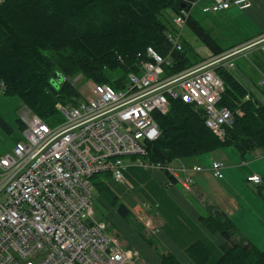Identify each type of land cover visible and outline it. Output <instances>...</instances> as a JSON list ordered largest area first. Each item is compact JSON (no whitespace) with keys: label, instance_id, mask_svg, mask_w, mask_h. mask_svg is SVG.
<instances>
[{"label":"built area","instance_id":"built-area-1","mask_svg":"<svg viewBox=\"0 0 264 264\" xmlns=\"http://www.w3.org/2000/svg\"><path fill=\"white\" fill-rule=\"evenodd\" d=\"M232 7L248 10L252 1L213 0L203 12L217 14ZM188 15L182 11L174 17L169 55L148 47L146 58L137 62V71L128 74L123 88L90 83L77 105H58L66 119L54 126L38 115L24 119L25 139L0 155V264H144L137 249L125 247L107 223L96 218L93 177L108 174L125 186L132 159L145 169L167 172V186L180 180L190 190V172L203 170L202 165L191 167L179 159L155 162L148 155V145L161 135L154 114L167 113L171 100L181 99L202 110L206 125L225 140L234 116L219 105L225 83L217 70H236V56L256 46L264 49L263 35L168 74L165 66L172 53L182 50ZM211 168L215 177L223 178L222 162L214 161ZM248 181L258 185L263 179L253 174ZM139 219L148 235L160 231L150 207Z\"/></svg>","mask_w":264,"mask_h":264},{"label":"trees","instance_id":"trees-1","mask_svg":"<svg viewBox=\"0 0 264 264\" xmlns=\"http://www.w3.org/2000/svg\"><path fill=\"white\" fill-rule=\"evenodd\" d=\"M199 1L4 0L0 4V84L4 85L3 92L6 96L20 98L45 123L54 126L57 124L55 117L62 114L58 105L75 106L82 97L73 83L74 78L82 75L94 83H107L121 89L128 74L137 71V62L146 58L148 47L168 56L171 52L168 32L176 29L172 18L182 11L189 13L185 25L211 50V55L199 57L182 35V50L174 51L170 64L165 66L168 74L178 73L263 35L260 33L243 42L222 46L193 15L194 5ZM168 12L173 17L167 16ZM254 64L264 79V62L254 61ZM117 72L124 74V78L111 76ZM56 73L64 78L58 87L54 80ZM217 73L225 83L219 105L227 107L234 116L225 140L206 125L202 110L181 99H172L167 113L154 114L161 135L148 145V155L153 161H187L227 147H233L243 159L255 151L264 152V84L252 78L249 83L250 80L240 78L236 70L224 67L218 68ZM19 121L26 129L25 123ZM0 125L13 133L1 115ZM97 175L110 178L108 174ZM97 175L93 177L95 188L117 206L119 200L114 189L103 178L96 181ZM262 179L257 186L264 200ZM201 221L211 233L225 239L224 255L218 264H264V248L248 240L232 217L218 211L203 216ZM188 255L195 264H207L211 251L203 242H197L189 248ZM160 264L184 263L167 252L161 254Z\"/></svg>","mask_w":264,"mask_h":264},{"label":"crops","instance_id":"crops-1","mask_svg":"<svg viewBox=\"0 0 264 264\" xmlns=\"http://www.w3.org/2000/svg\"><path fill=\"white\" fill-rule=\"evenodd\" d=\"M212 1L202 0L204 5L210 4ZM251 1L252 7L248 10L236 8L239 12H246L245 27H247L248 37L260 33L264 35V0ZM248 80L252 83L251 78L245 79V81ZM217 155L215 152L210 161L207 157L182 160L191 167L203 166L201 171L192 170L190 172L192 179L190 190L185 189L180 180L176 181L172 187L167 186L170 177L165 171L145 169L134 161H128L126 184L131 192L136 190L138 195H136L135 200L127 201V205L140 230L126 226L123 228L124 231L115 234L125 247L134 248L140 252L144 264H160L161 254L167 252L177 256L184 264H195L189 257L188 250L197 242H203L211 251L207 264H218L224 255L223 244L225 239L220 234L211 233L201 221L203 216L218 211L232 217L241 233L257 246L260 239H264L262 230L247 231L241 221L237 220L241 218L246 223L251 220V215L246 213L247 209L240 198L233 193L232 187L228 185L230 181L226 176L227 174L229 178L235 176L229 172L233 171L230 167L236 164L227 163L224 153L223 159ZM212 161H220L224 164L226 171L223 172V178H217L213 174ZM253 174L257 173L251 172L248 177ZM180 175L183 176V174ZM231 181H233L232 178ZM261 199L263 198L261 197ZM149 207L152 216L161 225L160 231L155 236L146 233L144 224L139 219L140 212ZM258 211L260 212L259 220L264 221V204H259ZM121 218L123 217L121 216ZM154 237L158 240L153 241L152 238Z\"/></svg>","mask_w":264,"mask_h":264},{"label":"rangeland","instance_id":"rangeland-1","mask_svg":"<svg viewBox=\"0 0 264 264\" xmlns=\"http://www.w3.org/2000/svg\"><path fill=\"white\" fill-rule=\"evenodd\" d=\"M203 6L204 2H202V0L197 2L193 8V15L204 23L205 27L209 29L212 36L219 40L222 46L227 47L245 41V37H248L249 35L247 33V27H245L246 12H239L236 7H232V9L227 12L222 11L217 14L205 13L203 12ZM167 16L173 17V14L168 12ZM173 19L174 17L172 18V23ZM182 35L183 40H188L189 44L195 49L196 52H198L199 57L207 58L211 55V50L203 44L201 39L196 36L188 26L184 25L182 28ZM261 50V46H256L235 57V62L237 65L236 71L238 72L237 75H239L240 78H253L254 81L261 84V80L263 78L262 74L254 64V61L264 62L263 56L261 55ZM111 76L116 78H124L125 75L117 72L116 74H111ZM59 77V73L55 74L54 80H56V87H58L61 83V81H58ZM77 78L79 79V82L76 84V86L82 94L88 91L90 83H94L91 81V79H87L82 75L74 78L73 81ZM63 80L64 78L62 81ZM0 115L8 122L13 130V133L10 134L0 125V155H5L9 152H12L17 140L25 139V129L19 120H22L24 123V119L26 117L36 114L33 113L21 101L20 98L6 96L3 90H0ZM65 119L66 117L64 114L60 113L55 117V122L58 124L63 122ZM215 152H217V156L221 157V159H223L222 156L224 153L226 155L225 160H227V163H230V165L236 164L235 166L230 167V169L233 171L229 172V174H234L235 176H230V178L228 174L226 176L230 181H228V185L232 187V189H230L233 190V193L240 198L241 202L247 209L246 213L251 215V220L246 222L248 223L246 224L241 220V218L237 219V217L241 216H237L236 219L241 221L244 229L247 231H258L260 229L264 232V221H260L258 218L260 217L258 216L260 214L258 211L259 204L263 205L264 202L263 199H261V195L258 193V186L254 183H249L247 180L248 174L251 172L257 173L264 178V156H258V154H264V152L255 151L248 154L245 159H243L233 147H227ZM215 152L209 153L202 157H207V159L210 161L212 158L211 156H213ZM129 160L133 161L132 159ZM213 162L214 161H212L211 164H213ZM224 170L226 171L225 168L223 169V172H225ZM126 173L127 172H125V174ZM99 178L105 179V176L102 175ZM231 178L233 181H231ZM100 179L96 181H99ZM104 181L114 189L119 198V203L117 206L112 205L110 202L112 201L111 198L105 196L96 188L94 192L96 218L106 222L109 226V231L112 233L122 232L124 231L123 228L126 226L140 230L138 224L134 222L132 212H130L129 216L125 219L121 218L118 213V207L120 204L125 203L127 205V201L132 199L135 200V197H137L136 195H138L136 190L131 192L127 184L124 186L122 184L115 183L111 178L105 179ZM262 191L264 193V185L262 187ZM262 237L264 238V233L262 234ZM152 240L157 241L158 239L154 237ZM258 246L260 248H264V239H260Z\"/></svg>","mask_w":264,"mask_h":264},{"label":"water","instance_id":"water-1","mask_svg":"<svg viewBox=\"0 0 264 264\" xmlns=\"http://www.w3.org/2000/svg\"><path fill=\"white\" fill-rule=\"evenodd\" d=\"M57 74V73H56ZM54 77H55V74H54ZM63 79V77L61 76L60 74V77H59V81ZM118 213L123 217V218H127L129 213H130V208L125 204V203H122L119 205L118 207Z\"/></svg>","mask_w":264,"mask_h":264},{"label":"bare ground","instance_id":"bare-ground-1","mask_svg":"<svg viewBox=\"0 0 264 264\" xmlns=\"http://www.w3.org/2000/svg\"><path fill=\"white\" fill-rule=\"evenodd\" d=\"M232 112V111H231ZM101 175V174H100ZM97 177H99L98 175H97ZM97 179V178H96ZM100 179V178H99ZM98 180V179H97Z\"/></svg>","mask_w":264,"mask_h":264}]
</instances>
